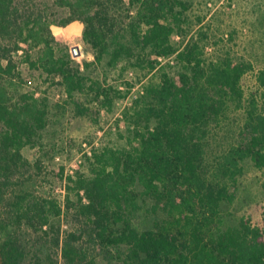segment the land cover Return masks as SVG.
Masks as SVG:
<instances>
[{
  "label": "trees",
  "instance_id": "16d2710c",
  "mask_svg": "<svg viewBox=\"0 0 264 264\" xmlns=\"http://www.w3.org/2000/svg\"><path fill=\"white\" fill-rule=\"evenodd\" d=\"M190 6L0 0V264H264V230L243 216L225 222L245 163L264 169V106L240 87L249 62L213 47L203 27L189 33ZM75 22L95 65L119 76L131 68L146 82L122 112L126 145L84 155L89 174L67 176L59 201L36 189L40 159L21 153L44 151L51 107L24 91L15 58L61 87L77 117L110 111L132 88L74 63L56 35ZM255 80L264 98V69ZM239 111L230 134L228 116ZM139 216L149 227L136 226Z\"/></svg>",
  "mask_w": 264,
  "mask_h": 264
},
{
  "label": "rangeland",
  "instance_id": "374dc122",
  "mask_svg": "<svg viewBox=\"0 0 264 264\" xmlns=\"http://www.w3.org/2000/svg\"><path fill=\"white\" fill-rule=\"evenodd\" d=\"M188 1L191 6L185 15L190 27L189 33L194 34L198 28L203 27L213 47H216L215 43L220 48L225 46L232 57L249 62L252 70L242 77L240 87L245 99L254 95L259 100L258 105L264 106V98H260L262 92L255 80L258 71L264 69V0ZM197 18L203 19L199 26L196 24ZM81 34L82 26L75 22L56 35V39L68 47L74 63H89V66L83 68L84 74L98 78L104 74L108 84L114 87L120 85L121 91H124L125 82L132 86L127 90L125 98L115 103L110 111L77 117L72 105L65 103L66 96L61 87L38 71L29 69L18 56L15 58L23 78L29 80L24 91H35L38 99H45L51 107L48 126L42 134L41 147L44 151L38 150V146L25 147L21 153L30 163L40 159L42 174L37 179L36 189L59 201L64 197L67 176L75 175L76 171L89 174V161L84 159V155L89 157L93 151L97 153L104 148L120 149L126 145L127 129L122 120V112L139 95L146 82L140 72L131 68L119 76L120 68L117 72L105 65H95L93 53L82 42ZM173 40L178 42L179 38L174 37ZM213 51L211 47L207 48L206 56ZM167 61L172 64L173 58ZM57 103L60 107H53ZM228 117L231 134L241 125L244 116L239 111ZM62 170L63 180H59L56 173L59 175ZM225 215L228 225L235 224L243 216L264 230V169L257 170L250 162L245 163L236 200L225 208ZM135 223L138 228L149 227V221L141 216Z\"/></svg>",
  "mask_w": 264,
  "mask_h": 264
}]
</instances>
